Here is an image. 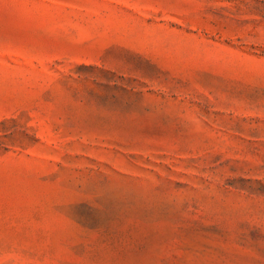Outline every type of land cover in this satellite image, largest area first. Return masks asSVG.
I'll return each instance as SVG.
<instances>
[{
  "label": "rangeland",
  "instance_id": "obj_1",
  "mask_svg": "<svg viewBox=\"0 0 264 264\" xmlns=\"http://www.w3.org/2000/svg\"><path fill=\"white\" fill-rule=\"evenodd\" d=\"M0 264H264V0H0Z\"/></svg>",
  "mask_w": 264,
  "mask_h": 264
}]
</instances>
